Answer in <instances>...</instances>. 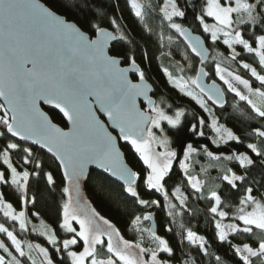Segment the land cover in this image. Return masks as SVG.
Listing matches in <instances>:
<instances>
[{
  "label": "snow or ice",
  "instance_id": "obj_1",
  "mask_svg": "<svg viewBox=\"0 0 264 264\" xmlns=\"http://www.w3.org/2000/svg\"><path fill=\"white\" fill-rule=\"evenodd\" d=\"M128 3L141 20L151 7L142 0ZM189 11L202 28L204 38L194 36L183 23L176 22V18L185 20ZM159 13V40L162 46L167 40L169 47L161 55L175 60L171 51L174 38L165 35L166 27L169 32L175 30L186 42V48L199 58V67H195L185 51L172 68L162 69L173 88L191 97L208 113L207 121L204 117L199 119L198 131L197 125H192L193 132L203 137L207 127L217 149L235 142L247 151L232 149L225 154L213 152L207 145L197 148L192 143L182 146L180 152L172 147L165 122L177 128L184 110L173 111L163 98L158 102L149 95L151 85L134 55L125 61L111 54L112 42L126 39L118 18L109 20V27H114L117 36L102 26L103 12L97 13L96 21L78 26L38 0H0V214L12 225L10 228L0 223V234L10 242L0 239V264H173L181 260L154 226H144V222L154 219V212L142 211L131 218L130 226L138 237L133 241L91 205L82 191L90 165L107 178L122 182L123 192L144 208H161L162 204L158 199L140 198L139 188L160 194L167 202L163 205L168 209L167 215L173 222L180 220V245L186 241L198 256L225 264L220 255L209 251L204 235L183 223L186 213L194 214L188 206L190 197L207 202L214 238L229 246L238 264H264V182L249 183L248 179L253 168H264V127L252 129L251 136L258 142L244 144L209 107L210 101L223 108L226 93H231L264 120V0H163ZM205 38L211 41L212 51L206 47ZM218 45L225 46L227 54L215 47ZM238 46L253 57L254 63L241 58ZM225 62L235 63L250 73L260 86L254 87L250 79L223 66ZM124 63L128 66L122 67ZM209 67L221 83L217 79L206 82ZM129 73L138 76V82H133ZM138 98H142L146 108L140 107ZM41 103L58 110L70 127L65 130L53 123ZM109 126L118 134L113 135ZM118 140L130 146L146 168L132 170ZM45 150L57 170H62L65 182L58 220V229L64 236L47 224L38 210L34 211L37 197L32 192V180H43L52 189L57 186L54 171L46 170L45 161L37 154ZM199 156L208 158V167L221 169L220 184L206 188V181L198 173L193 174L199 163L194 157ZM229 164L238 166L244 174H238ZM174 165L182 174L183 186L167 183ZM207 171L205 167L200 169L202 173ZM225 182L234 203L224 198ZM4 189L14 190L11 194L19 209L6 199ZM37 219L39 225L34 223ZM29 236L43 238L52 251L34 243ZM145 236L149 246L144 245ZM236 239L239 243L233 242ZM101 250L104 258H100ZM181 264H196V259L188 254Z\"/></svg>",
  "mask_w": 264,
  "mask_h": 264
},
{
  "label": "trees",
  "instance_id": "obj_2",
  "mask_svg": "<svg viewBox=\"0 0 264 264\" xmlns=\"http://www.w3.org/2000/svg\"><path fill=\"white\" fill-rule=\"evenodd\" d=\"M47 6H49L55 12L65 16L67 19L74 21L79 26L86 24L88 21H96L97 13L103 12L105 14L102 26L109 29L115 30L114 27H109V20L111 17L118 18V22L121 24V30L124 32L126 39H118L112 46L111 54L123 58L127 61L129 56L134 55L137 64L145 71V78L150 81L153 86L155 97L165 96L166 102L172 105V109H175L181 105H185V100L180 96L174 88H170L166 84L164 77L161 72V67H166L167 63L171 61L167 55H161V53H167L169 50L166 41L163 42V46L159 40V33L162 29L161 16L157 13H149L144 16V19L136 17L128 0H41ZM191 3V0H189ZM199 7L197 6V11ZM179 23H183L184 26L189 27L192 31L200 33L204 36L202 28L194 20L192 11L188 12L187 18L183 21L178 19ZM87 30V29H85ZM165 35L167 28H163ZM119 34V33H118ZM178 36V35H177ZM179 38V37H178ZM206 43L212 51V44L205 38ZM177 53H173V57L176 58L177 54H181L185 51L188 52L191 62L197 67V60L189 53L184 43L177 40ZM147 53V56H145ZM243 56L241 55V58ZM246 59L252 60L253 57L245 55ZM254 61V60H253ZM210 76L208 80L214 79L212 74V67L208 68ZM241 76L246 79H250L253 86L259 85L254 78L250 77L249 73L245 70L239 69L238 72ZM226 103L223 108L214 109L215 115L219 118V122L224 124L226 127L232 129L237 135L241 137L244 144L249 142H258L255 137L251 136L252 129L255 127H264V120L260 119L252 112L249 105L244 101H239L238 98L234 97L231 93H226ZM235 105V107H234ZM188 108V107H185ZM191 110V111H190ZM187 109V112L182 117L181 125L177 128L168 127L166 131L170 139L172 140V147L180 152L182 146H186L187 143H192L194 147L200 148L203 145H207L213 152H224L228 154L232 149L237 151H247L243 145H238L235 142H229L228 145H221L217 149L216 145L211 143V131L205 127V136L201 137L193 132L192 125H197V131L199 130V119L198 114L193 109ZM53 121L65 127V123L62 118L54 111H48ZM120 147L124 152L127 163L133 168L134 171H141L146 168L138 158L137 154L128 146L125 142H120ZM42 161H45V169L54 171V178L57 181V186L52 189L46 186L43 180L33 179L32 192L37 197L36 209L40 212L41 217L45 222L51 225L54 229H57L61 236L65 234L58 229V220L60 214V206L63 202L62 188L64 181L60 170H57L56 164H54L48 155L43 152L37 153ZM251 154V153H249ZM198 160L202 162L206 161V157L199 156ZM233 167L234 171L238 174H244L242 169L238 166L228 165ZM90 175L87 180L83 183L82 191L85 198L91 203L96 210L114 223L117 228L120 229L121 234L129 235L131 230L130 220L135 214H140L145 211L144 206L136 204L132 199L125 194L121 188V185L112 179L107 178L105 174L96 170H90ZM222 171L214 175H209L207 185H217L221 181L219 177L222 175ZM171 178L168 180L169 186H175L180 184L184 185V180L177 165H174L173 171L170 174ZM249 183L252 181L264 182V168L259 166L253 168L248 174ZM140 181H138V184ZM255 186H258L255 185ZM206 188H208L206 186ZM264 190V189H262ZM6 199L16 204L15 197L11 194V189H4ZM140 198L152 200L158 199L161 201V208H154L155 220L157 224V232L162 233L166 239L169 240L170 245L174 248L177 257H181L179 261H173V264H181L182 258L191 254L195 257L196 264H215L212 257H205L202 254L197 255L196 251L191 249L185 241L183 245H180L181 237L178 235L180 222L179 218L176 222H173V218L167 215V207H163L167 202L163 200V197L155 193L154 191H145L143 188H139ZM190 191V190H189ZM224 198L226 202L234 203L233 194L227 190L226 182L224 184ZM189 208L193 210L194 214L186 213L183 216V223L186 227H191L193 230L198 231L200 235H204L209 241V251L220 255L225 261V264H238V258L234 256L227 244H220L214 238V225L210 224L211 217L207 215L206 209L209 206L205 201H199L195 197H190ZM31 207V206H29ZM39 221L35 220L34 223ZM0 223H5L6 226L11 228V222L5 221L2 214H0ZM172 228L173 231H166L167 228ZM18 231V229H17ZM21 239L24 237L21 236ZM0 239H4L3 234H0ZM34 243H40L49 248L52 251L51 246L46 243L43 238H37L35 236H29ZM239 243V239L233 241ZM101 252H104L103 250ZM105 254V253H104ZM58 260V257H54Z\"/></svg>",
  "mask_w": 264,
  "mask_h": 264
},
{
  "label": "rangeland",
  "instance_id": "obj_3",
  "mask_svg": "<svg viewBox=\"0 0 264 264\" xmlns=\"http://www.w3.org/2000/svg\"><path fill=\"white\" fill-rule=\"evenodd\" d=\"M142 2L145 4V5H150L151 7L146 11V13H145V15L146 14H149V13H157V14H159L160 16H161V14L159 13V6L162 4V2H163V0H142ZM130 5V4H129ZM133 12V11H132ZM133 14H134V12H133ZM178 19L179 18H176V22H178ZM208 22L209 23H212V20H211V18H209V20H208ZM179 23V22H178ZM113 32L118 36L119 34L118 33H116L115 32V30H113ZM203 32V31H202ZM166 34L167 35H172L173 36V38H174V43L172 44V46H171V51L172 52H174V53H177V51H176V49H177V40L179 39L178 38V36H177V33H175V30H171L170 32H169V30L167 29L166 30ZM203 36V35H202ZM203 37H205V34H204V36ZM207 39V38H206ZM208 40V39H207ZM166 41V44L168 45V41L167 40H165ZM209 41V43L211 44V41L210 40H208ZM215 47H217L218 48V50L219 51H222V52H225V54H227V49H226V47L225 46H223V45H218V46H215ZM212 49H213V46H212ZM238 51H241V48L238 46V49H237ZM247 53H245V52H243V51H241V55L243 56L242 57V59H244L246 62H249V63H254V61H253V59L252 60H248V59H246V57H245V55H246ZM247 55H249V54H247ZM182 59V56H181V54H177V57L175 58V60H181ZM175 60H171V61H169L168 63H167V66L166 67H170V68H172V66L174 65V63H175ZM223 66H225V67H228V69L229 70H231V71H235L236 72V74H239L238 72H239V69H241V68H239L235 63H232V64H228L227 62H225V64L223 65ZM255 66V65H254ZM163 67H161V72H162V75H163V77H164V80H165V82H166V84L167 85H169L170 86V88H173L172 87V85H170L168 82H167V77H166V75L163 73ZM189 75H194V73H188ZM250 74V73H249ZM240 75V74H239ZM214 79H217L215 76H214ZM246 79V78H245ZM217 81L219 82V83H221L218 79H217ZM150 82V81H149ZM258 83V82H257ZM259 84V83H258ZM239 87H241V90H244L243 89V86L242 85H238ZM260 85H257V86H254V87H259ZM175 89V88H174ZM178 93H180L179 92V90L178 89H175ZM180 96L181 97H183V99L185 100V107H188L189 108V110L190 109H193V110H195L198 114H200L199 116H200V118L201 117H204L205 118V120L207 121L208 120V113H206V112H204V110L194 101V100H192L191 99V97H188V96H185L183 93H180ZM154 98H155V100H157L158 102L161 100V98H163L165 101H166V97L165 96H159L158 98L157 97H155L154 96ZM184 107V105H181V106H179V107H177V108H175V109H183L184 110V113H186L187 112V109L188 108H185ZM209 107L210 108H212L213 109V111H214V107L209 103ZM175 109H172L173 111L175 110ZM191 111V110H190ZM165 127H166V129L168 128V127H170V126H167L166 125V122H165ZM212 133V132H211ZM213 136V133H212V135H211V137ZM205 157V156H204ZM194 159L195 160H197V161H199V163H197L196 164V166H195V172L193 173V174H199V178L200 179H203V180H205L206 181V186L208 187V188H212V187H214V185H207V180H208V178H209V175H214V174H216V173H218L219 171H221V169L219 168V167H215V168H211V167H208V164H209V161H208V158L206 157V161L205 162H202L201 160H198V157H194ZM178 166V165H177ZM201 167H205V168H208V171H207V173H202V172H200V169H201ZM175 202V201H174ZM154 208L153 207H149V208H145V211H152V212H154V210H153ZM36 224L37 225H39V221H37L36 222ZM144 226L145 227H148V222H144ZM129 233V235L127 236V235H125V234H122V235H124L125 236V238L126 239H129V240H133V241H136L137 239H138V237H137V233L131 228V230L128 232ZM159 235H162V236H164L162 233L160 234V233H158ZM257 235H259V233H257ZM165 237V236H164ZM4 239H5V242L6 243H10V242H8L7 240H6V237H4ZM144 245L145 246H149L150 245V241H149V239H148V237L147 236H145V239H144ZM102 251V250H101ZM105 257V254H104V252H100V258H104ZM256 264H258V262H256Z\"/></svg>",
  "mask_w": 264,
  "mask_h": 264
},
{
  "label": "water",
  "instance_id": "obj_4",
  "mask_svg": "<svg viewBox=\"0 0 264 264\" xmlns=\"http://www.w3.org/2000/svg\"><path fill=\"white\" fill-rule=\"evenodd\" d=\"M38 2L40 3V4H42L43 6H45V7H47V8H49L50 10H52L49 6H47L44 2H42L41 0H38ZM52 11H54V10H52ZM55 12V11H54ZM57 13V12H56ZM57 14H59V13H57ZM59 15H61V14H59ZM63 16V15H62ZM69 20V19H68ZM69 21H72V20H69ZM72 22H74V21H72ZM78 25V24H77ZM79 26V25H78ZM186 28H188V29H190L189 27H187V26H185ZM107 28V27H106ZM109 29V28H108ZM110 31H113L112 29H109ZM190 31L192 32V34L194 35V36H201L202 38H204L200 33H197V32H194V31H192L191 29H190ZM115 34V33H114ZM178 35V34H177ZM178 37H179V35H178ZM180 38V40L184 43V45L186 46V42L183 40V38L182 37H179ZM117 41V40H116ZM116 41H114V42H112V44H111V46L116 42ZM205 45H206V47H208V45H207V43H206V40H205ZM209 50H210V48H209ZM188 51H189V53L197 60V67H199V58L198 57H195V55L194 54H192L191 52H190V49H188ZM211 51V50H210ZM113 55V54H112ZM119 57V56H118ZM121 58V57H120ZM123 59V58H122ZM122 67H126V66H128L127 65V63H125V64H122L121 65ZM129 77H130V79H132L133 80V82H138V76H136V75H133L132 73H129ZM133 77L135 78V79H133ZM146 79V78H145ZM146 81H147V83L149 84V85H151V91H150V93H149V95H151L152 97H153V99H155L154 98V95H153V93H154V90H153V86H152V84L146 79ZM211 81L212 80H208V78H207V80H206V82L207 83H211ZM217 83H219L218 81H217ZM225 100H226V97H225ZM0 102H3V99L2 98H0ZM209 103L215 108V109H219V106H216V105H213L210 101H209ZM138 104L140 105V107H142V108H146V103H144L143 101H142V98H138ZM40 107H41V109L44 111V112H46L48 115H49V117L51 118V116H50V114L48 113V111H53L52 110V108L50 107V106H48V105H44L43 103H41L40 104ZM54 112H56L61 118H62V120L64 121V123H65V127H63V126H61L60 124H58V123H56L55 121H53V123H56V124H58L60 127H62V128H64L65 130H67V128L68 127H70V125H67V122H66V119L65 118H63L62 117V114H60L59 112H58V110H56V111H54ZM102 120H104L106 123H107V118L105 117V116H103V115H101V117H100ZM67 125V126H66ZM109 131L110 132H112L113 133V135H117L118 134V130L117 131H113V129L111 128V126H109ZM120 142H124V141H122V140H118V146H119V148H120V151H121V153L123 154V156H124V152H123V150L121 149V147H120ZM38 147V146H37ZM134 151V150H133ZM43 153H46V150L43 152ZM48 156H50L51 154H47ZM138 155V154H137ZM124 159H125V156H124ZM140 160V159H139ZM141 161V160H140ZM125 162L127 163V161H126V159H125ZM141 163H142V161H141ZM128 164V163H127ZM143 164V163H142ZM128 166L130 167V168H132L129 164H128ZM145 166V165H144ZM90 170H96V171H98V172H101V170L100 169H98L95 165H90L89 166V171ZM132 170H133V168H132ZM60 173H61V175H62V170H60ZM102 173V172H101ZM112 180H114L115 182H117L118 184H122V182H119V181H117L116 180V178H111ZM149 225H151V226H154L156 229H157V224H156V220H155V216H154V219L152 220V221H148V226Z\"/></svg>",
  "mask_w": 264,
  "mask_h": 264
},
{
  "label": "flooded vegetation",
  "instance_id": "obj_5",
  "mask_svg": "<svg viewBox=\"0 0 264 264\" xmlns=\"http://www.w3.org/2000/svg\"><path fill=\"white\" fill-rule=\"evenodd\" d=\"M125 64V63H124ZM133 79H135L134 77H133Z\"/></svg>",
  "mask_w": 264,
  "mask_h": 264
}]
</instances>
